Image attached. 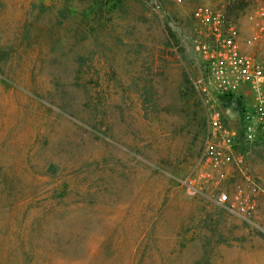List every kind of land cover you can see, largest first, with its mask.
<instances>
[{
  "label": "rangeland",
  "instance_id": "374dc122",
  "mask_svg": "<svg viewBox=\"0 0 264 264\" xmlns=\"http://www.w3.org/2000/svg\"><path fill=\"white\" fill-rule=\"evenodd\" d=\"M201 3L0 0V264H264V232L183 184L211 131ZM235 149L264 179V142Z\"/></svg>",
  "mask_w": 264,
  "mask_h": 264
},
{
  "label": "built area",
  "instance_id": "2783aa9c",
  "mask_svg": "<svg viewBox=\"0 0 264 264\" xmlns=\"http://www.w3.org/2000/svg\"><path fill=\"white\" fill-rule=\"evenodd\" d=\"M193 15L202 71L192 83L209 101L211 131L199 166L183 184L264 232V222L256 221L264 206V179L246 167L245 154L235 149L264 142V0H213L197 5ZM225 96L249 100L242 111V133L222 122L218 101ZM232 164L242 181L225 188L219 174Z\"/></svg>",
  "mask_w": 264,
  "mask_h": 264
},
{
  "label": "water",
  "instance_id": "95a60500",
  "mask_svg": "<svg viewBox=\"0 0 264 264\" xmlns=\"http://www.w3.org/2000/svg\"><path fill=\"white\" fill-rule=\"evenodd\" d=\"M237 108H238L239 111L241 110V100L237 101Z\"/></svg>",
  "mask_w": 264,
  "mask_h": 264
},
{
  "label": "trees",
  "instance_id": "16d2710c",
  "mask_svg": "<svg viewBox=\"0 0 264 264\" xmlns=\"http://www.w3.org/2000/svg\"><path fill=\"white\" fill-rule=\"evenodd\" d=\"M232 96H225V97H223V99L224 100H227V99H229V98H231Z\"/></svg>",
  "mask_w": 264,
  "mask_h": 264
},
{
  "label": "crops",
  "instance_id": "0c3cea01",
  "mask_svg": "<svg viewBox=\"0 0 264 264\" xmlns=\"http://www.w3.org/2000/svg\"><path fill=\"white\" fill-rule=\"evenodd\" d=\"M250 106V103L247 101V104L244 105L245 108L249 107Z\"/></svg>",
  "mask_w": 264,
  "mask_h": 264
}]
</instances>
